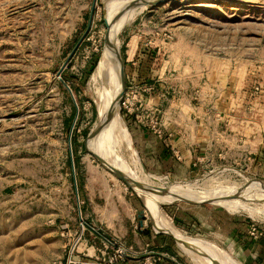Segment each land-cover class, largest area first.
<instances>
[{"label":"rangeland","instance_id":"1","mask_svg":"<svg viewBox=\"0 0 264 264\" xmlns=\"http://www.w3.org/2000/svg\"><path fill=\"white\" fill-rule=\"evenodd\" d=\"M118 1L0 0V264H59L67 244L61 227L76 230L82 218L107 230L97 221L101 213L115 224L130 210L133 226H140L138 215L144 211L143 225L156 232L142 198L93 156L102 118L88 82L104 56L108 7ZM120 22L122 58L131 40L132 48L151 50V60L160 52L163 69L158 84L164 89L139 86L126 75L132 99L127 103L123 95L120 121L139 171L198 187L200 196L219 200L226 195L260 214H233L194 196L169 202L157 198L161 221L208 246L219 264H264L263 254L243 251L255 241L252 225L264 231V169L230 156L198 160L202 152H197L188 169L156 174L144 165L134 136L139 128L155 135L138 121L152 117L153 108L162 104L167 113L171 100L178 105L174 117L191 119L193 127L222 99L224 108L231 100L241 105L233 113L238 116L249 114L251 100L264 107V0H172L137 8ZM261 110L250 115L259 119ZM200 131L191 130L194 140L202 137ZM163 181H153L154 189L164 190L169 183ZM95 206V221L86 220ZM165 236L171 255L183 264H202Z\"/></svg>","mask_w":264,"mask_h":264},{"label":"crops","instance_id":"2","mask_svg":"<svg viewBox=\"0 0 264 264\" xmlns=\"http://www.w3.org/2000/svg\"><path fill=\"white\" fill-rule=\"evenodd\" d=\"M130 42L123 55L128 79L132 78L139 86H148L151 89L158 86L164 89L165 87L158 84L161 79L159 74L163 71V69H159L160 59L158 56H160V52L157 53L155 59L151 60L150 57H154L151 50H145L146 48L142 50V48L139 49L137 46L136 48H132ZM230 96L231 94L226 97V100L228 98L231 99ZM148 100L147 102L150 103ZM151 101L158 104L156 100ZM233 101L228 102L226 108H224V103H226L224 99L217 102L216 106L201 114L200 124L194 127L191 119L181 121L174 117L173 114L176 113L175 108L178 106L177 101L171 100L172 103L170 102L171 105H169L171 107H169L167 113H165L164 105L162 104L161 107L159 105V118H162L164 124L163 138L144 131L143 128H139V131L134 135L144 165L156 174L174 173L178 169H188L189 165L195 164L193 162L194 154L202 152L198 160H208L213 155L219 160L230 156L242 162L244 159L247 160L249 162L248 165L253 169H264V107H261L259 100H251L246 104L249 114L238 116L233 113L237 111L236 107H240L241 105H236ZM257 107L263 108L261 110L263 114L260 115L259 119L256 118V114L251 113L253 115H250V111L252 112ZM226 122L228 123L227 125L225 124ZM194 128H201L199 135L202 134V137L198 138L199 141L193 139L194 132L191 133V130ZM224 129L230 130L232 134L227 135ZM87 196L89 197L88 194ZM98 207L95 206L92 213H87L86 220L91 218L92 221H95L93 213H98ZM85 212H88V209ZM79 214L82 216L81 211ZM101 216L103 218L101 217V219L98 216L97 221L102 224L104 223L109 233L116 236L124 246L134 252L133 255L135 256H132L128 264H135L147 246L150 247L149 250L152 252L171 255L170 249L165 244L167 236L158 234L157 232L152 234L145 225L142 227L138 225L133 226L135 218H133L132 211L127 210V214L124 217L128 223L130 222V225H125L124 219L118 223L109 224L106 213H101ZM243 251L245 253L255 252L263 254L261 256L264 257V239L260 242L253 241V245H251L249 251L244 249ZM173 257L177 260L176 263L170 259H165L163 264H183L178 256ZM83 264L98 263L94 259H85Z\"/></svg>","mask_w":264,"mask_h":264},{"label":"bare ground","instance_id":"3","mask_svg":"<svg viewBox=\"0 0 264 264\" xmlns=\"http://www.w3.org/2000/svg\"><path fill=\"white\" fill-rule=\"evenodd\" d=\"M137 1L138 0H121L114 5L112 10L110 6L108 7V36L106 39L104 56L101 58L99 66L92 73L88 82V94L94 107L102 118L101 125L96 127L97 130L100 131L98 135H96V130L94 136V142L97 145V156L112 171L117 172L134 183H141L151 187L154 192H156L152 194L134 183L128 185L144 201L154 219V226L158 233H167L171 235L178 241L179 245L187 253V256H198V258L202 260V264H219L208 246L200 244L197 240H193L192 238L181 236L172 226L162 222L160 219V212L156 208V204H154L153 200L159 198L161 200L164 199L160 202H169L194 196L211 205L216 204L218 207H226V209L233 214L248 213L253 218H257L260 214L248 205L235 201L234 198H227L226 195L219 200L213 199V195L211 194L200 196L196 192L198 187L195 189L189 185L184 186L182 183L171 182V180L164 176L152 175L148 174L146 171H139L137 160L134 156L135 148H133L120 121V106H118V100L123 92L124 81L123 76L121 77L122 71L117 60L120 47L117 28L121 23L120 19L128 13H136L137 8H147V6H140L137 4ZM117 153L121 156L118 157L119 155ZM134 168L136 169V174ZM157 180H164L167 184L169 183V185H167L164 190H155V186L152 182H157Z\"/></svg>","mask_w":264,"mask_h":264},{"label":"built area","instance_id":"4","mask_svg":"<svg viewBox=\"0 0 264 264\" xmlns=\"http://www.w3.org/2000/svg\"><path fill=\"white\" fill-rule=\"evenodd\" d=\"M260 88H256L259 92ZM128 98L127 103L132 97L129 92L124 94ZM143 102L139 108H142ZM138 108V110H139ZM159 110L155 106L152 117H145L142 122H139L142 127L151 128L154 134L163 138L164 124L159 120ZM250 235L255 241L263 237V231L259 230L258 225L254 224L251 227ZM61 237L67 241L65 246V256L59 264H83L85 259H94L98 264H128L134 252L124 246L120 240L109 233L107 230L97 224H89L82 218L79 220V226L76 230H72L70 225L61 227ZM149 246L145 249L140 259L135 264H163L165 259H170L174 263L177 260L168 254H158L149 250ZM79 256L81 262L74 260V257Z\"/></svg>","mask_w":264,"mask_h":264},{"label":"water","instance_id":"5","mask_svg":"<svg viewBox=\"0 0 264 264\" xmlns=\"http://www.w3.org/2000/svg\"><path fill=\"white\" fill-rule=\"evenodd\" d=\"M172 0H162V1H153V0H138L136 3L139 4L140 6L141 5H144V6H155V5H162V4H166L167 2H170ZM108 26V25H107ZM117 60H118V63H119V67L122 71V74H123V81H124V92L122 93V95L120 96V99L118 100V106H120V103H121V100L123 98V95L124 93L126 92V85H125V81H126V74H125V65H124V61H123V58H122V54H121V50H120V47H119V50H118V55H117ZM112 117V116H111ZM111 119V118H109ZM100 130H97V134L99 133ZM95 136V135H94ZM93 136V138H94ZM98 161L99 163H101L111 174H113L115 177H117L119 180H121L123 183L127 184V185H131V183H134L126 178H124L123 176H121L120 174H118L117 172H114L112 171L108 166H106L104 163H102V161L96 156V155H93ZM138 186H141L142 188L146 189L147 191L151 192L152 194H155L154 190L151 188V187H148L144 184H141V183H134ZM144 211H141L139 212V224H140V227L143 226V219L145 218L144 216ZM156 231V230H155ZM157 232V231H156ZM158 233V232H157ZM158 234H165V235H169L167 233H158ZM171 236V235H169ZM172 237V236H171ZM74 260L77 261V262H81V258L79 256H76L74 257Z\"/></svg>","mask_w":264,"mask_h":264},{"label":"trees","instance_id":"6","mask_svg":"<svg viewBox=\"0 0 264 264\" xmlns=\"http://www.w3.org/2000/svg\"><path fill=\"white\" fill-rule=\"evenodd\" d=\"M262 231V230H261ZM264 239V231H263V237L260 239V240H258V242H260L261 240H263Z\"/></svg>","mask_w":264,"mask_h":264}]
</instances>
